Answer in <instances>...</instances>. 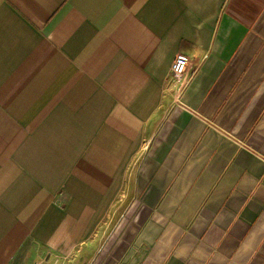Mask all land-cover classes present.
I'll return each instance as SVG.
<instances>
[{
	"label": "crops",
	"instance_id": "0c3cea01",
	"mask_svg": "<svg viewBox=\"0 0 264 264\" xmlns=\"http://www.w3.org/2000/svg\"><path fill=\"white\" fill-rule=\"evenodd\" d=\"M0 264H264V0H0Z\"/></svg>",
	"mask_w": 264,
	"mask_h": 264
},
{
	"label": "built area",
	"instance_id": "2783aa9c",
	"mask_svg": "<svg viewBox=\"0 0 264 264\" xmlns=\"http://www.w3.org/2000/svg\"><path fill=\"white\" fill-rule=\"evenodd\" d=\"M189 56L184 53H179L172 64V75L179 85V89H183L191 79L188 72Z\"/></svg>",
	"mask_w": 264,
	"mask_h": 264
}]
</instances>
